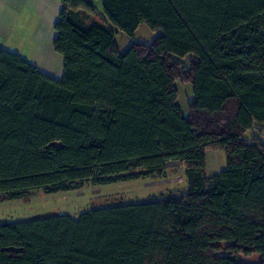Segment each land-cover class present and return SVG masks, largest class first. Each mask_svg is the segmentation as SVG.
Here are the masks:
<instances>
[{"label":"trees","instance_id":"obj_1","mask_svg":"<svg viewBox=\"0 0 264 264\" xmlns=\"http://www.w3.org/2000/svg\"><path fill=\"white\" fill-rule=\"evenodd\" d=\"M93 1L60 0L61 79L0 50V199L170 161L184 164L186 189L0 224V264H264V139L253 133L264 127V0H100V23L86 25L79 11L95 15ZM108 24L162 34L121 51ZM177 82L191 86L186 117ZM209 149L226 167L206 176Z\"/></svg>","mask_w":264,"mask_h":264},{"label":"rangeland","instance_id":"obj_2","mask_svg":"<svg viewBox=\"0 0 264 264\" xmlns=\"http://www.w3.org/2000/svg\"><path fill=\"white\" fill-rule=\"evenodd\" d=\"M94 2L97 9V15L93 17L95 22L96 18L102 15V8L100 0H94ZM79 13L82 12L79 11ZM107 26L113 30L115 40L121 51H125L133 41L149 44L162 34L160 29L154 30L146 24H141L135 30L133 36L129 37L110 24ZM182 63L185 67H188V57L182 59ZM177 88L179 104L183 115L186 117L187 103L192 99L191 86L189 83L177 82ZM244 138L251 140L253 138L252 132H246ZM166 165L167 168L163 173L140 176L136 179L118 180L106 184L87 181L68 191L49 193L40 189L30 191L19 199L10 200L3 197L0 199V224L29 220L50 214H68L76 218L81 212L92 208L150 201L159 198L164 193L170 195L182 194L186 188L184 164L178 161H170ZM225 167V153L222 150L209 149L206 151V176L218 173L224 170ZM221 246L224 247L225 244ZM224 254V251L219 253V255ZM240 258L246 264H258L260 261L258 254L240 255ZM154 261L153 258L150 264H156Z\"/></svg>","mask_w":264,"mask_h":264},{"label":"crops","instance_id":"obj_3","mask_svg":"<svg viewBox=\"0 0 264 264\" xmlns=\"http://www.w3.org/2000/svg\"><path fill=\"white\" fill-rule=\"evenodd\" d=\"M60 9V0H0V50L18 53L41 73L61 79L63 57L53 47ZM81 12L86 25L100 23L98 18L93 21L97 14Z\"/></svg>","mask_w":264,"mask_h":264},{"label":"built area","instance_id":"obj_4","mask_svg":"<svg viewBox=\"0 0 264 264\" xmlns=\"http://www.w3.org/2000/svg\"><path fill=\"white\" fill-rule=\"evenodd\" d=\"M253 133L264 139V127H255Z\"/></svg>","mask_w":264,"mask_h":264}]
</instances>
